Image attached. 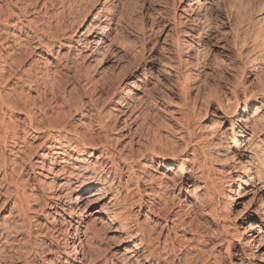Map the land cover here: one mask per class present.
Returning a JSON list of instances; mask_svg holds the SVG:
<instances>
[{"label": "bare ground", "instance_id": "1", "mask_svg": "<svg viewBox=\"0 0 264 264\" xmlns=\"http://www.w3.org/2000/svg\"><path fill=\"white\" fill-rule=\"evenodd\" d=\"M68 1L83 7L85 14L83 18L91 10L96 9L86 31L76 39L73 38L76 31L74 23L64 20L65 11L61 0H0V182L4 184V189L0 192L4 197L0 207L11 203L7 216L3 217L4 220L0 223V262H4L3 264L7 262V250L12 256L17 257L15 259L20 262L19 264H67V259L61 260L59 254H67L66 249L69 245L72 246L71 264H83V262L95 264V260L102 256V251L96 245L101 238L99 230L86 221L91 214L85 209L86 207H82L85 199L83 194L104 192L106 186L103 185L109 180L111 173L113 177L109 185H113V181L117 178L116 186L123 188V198L129 195V187L125 183L127 180L124 183L120 181L121 174L127 175L129 182L133 180L134 186L138 185L140 178L144 185L151 180L150 177V179H142V176L135 172L134 164H137L135 157L138 151L131 149L133 141L129 143L131 148L129 147L128 153L120 154L113 149V143L118 137L109 135L119 116L123 128L130 120V116L136 120L142 115L145 108L142 102L145 101H136L134 91L130 90L126 93L120 105L122 109L116 110L119 115L114 114L112 122L98 106L99 98H90L86 102H70L66 100L69 97L65 99L67 95L64 91L65 87L61 90L64 99L61 104L46 97L49 91L52 98H55L60 91L56 92L58 81L68 75L63 74V71L73 70L74 63H71L69 55L75 56L84 51L92 53L103 45L106 46L105 44L111 40L109 35L104 33L106 28L113 27L112 30H115L123 21L118 13L120 0ZM218 4V0H189L182 21L176 23L173 17V22L169 20L164 27L174 31L177 30V25H183L186 29L185 34L194 38L198 44L202 36L206 35L205 24L217 12ZM171 6L172 9H176L175 0H172ZM227 20L229 21L228 16ZM70 30H72L71 34ZM261 39L255 38L253 41L254 49H257L260 56L264 50V41ZM221 49L224 47L222 46ZM30 55H34V58L28 63L26 60ZM262 59L264 60V56ZM180 62L177 65L180 66ZM243 67L245 68L244 65ZM164 68V74L167 75H170L169 71L176 69L171 64ZM77 74L73 73L70 76L74 75L77 78ZM187 76L185 75L183 80L176 78L177 81L180 80V84L182 83L183 95ZM147 80L145 76L140 81ZM9 82H12L11 85L8 84ZM235 88L228 89L230 96L225 94L220 99L214 95L213 99L206 102L214 103L222 118H227L230 122L229 128L223 132L222 141L215 142L214 130L206 136L197 135V131V137L191 142L194 151L190 155L183 149L180 158H176L173 153L176 144L172 142L174 147H169L172 140H168L171 137L165 139L166 143L163 145L165 149L159 147V150L154 145H145L146 154L141 156L147 159L138 164L140 173L146 174L145 170L150 163H154L155 156L167 160L169 163L165 168L166 172L174 174L173 178L178 180L180 189L185 190L177 203H171L169 206L170 200L167 201L164 190L169 188V182L173 179L168 177L169 179L162 183L164 184L162 189H149L146 193L147 199L139 197L135 201H128L138 208L132 215L134 218L140 211L145 212L142 216L147 222L152 220L151 217L162 218V222L156 221L152 227L146 224V229H143L144 226L142 227L137 219L132 220V225H136L135 236H140L136 237L133 251L139 250L144 244L143 247L149 251L152 258H155L156 264H224V254L229 260L236 254L235 241L244 256L250 257L251 261L254 258L256 264H264V253L261 252V246H264L261 245L264 239V154L260 153L257 144L254 145L255 142L250 145L252 139L262 134L264 130V84L253 91H247L246 87H242L241 95ZM146 93L148 98L151 96L153 99L150 91ZM198 95L196 91L194 100H197ZM240 96L249 98L242 101L243 109L239 108ZM52 101L55 102L54 108L51 107ZM251 101L257 104L254 106V113L249 116L247 110L252 105ZM64 106L67 108L64 109ZM181 112L177 123L181 122L182 131H188L189 119L199 116V110L197 113L193 110ZM14 114L22 117L15 119ZM189 133L188 131V135ZM202 133L205 134L203 131ZM178 137L180 138L179 135ZM262 142L259 140L258 143ZM230 146H234L235 151ZM124 147L125 145L122 148ZM5 154L8 157H5ZM117 161L126 168L119 169ZM214 165L222 166V169L228 166L230 169L215 170L212 167ZM210 171L215 172L217 176L211 175ZM218 181L221 183V189L216 187ZM172 186H175L174 182ZM245 190L251 192L254 199L258 196L257 200H254L252 213L243 219L246 227L241 230L232 225H222L219 232L221 234L215 235L213 227L220 226L221 220L229 213L239 220L240 216L234 214L242 197L241 193ZM76 191L80 193L67 203V219L57 220L58 211L64 205L62 200L68 196V193ZM226 193L230 194L228 195L230 201L228 204L224 203L223 209L219 210L217 197ZM113 198H110V202ZM101 200L95 199L92 202H101ZM119 202L114 201L112 206L115 209L109 217L121 223L120 227L125 231L128 223L124 208L119 206ZM181 204L185 207L181 214L185 213L186 219L177 216L167 217L171 207H180ZM198 218L200 223L195 224ZM156 228L159 230L157 231ZM17 234L22 236L18 239L21 246H18V251L10 244V238ZM250 234H253L254 238L247 244L244 237ZM130 235L132 236V234L128 236ZM84 246L88 247L93 257L85 259ZM44 254L53 257L44 258ZM103 261L107 262V258H103Z\"/></svg>", "mask_w": 264, "mask_h": 264}, {"label": "rangeland", "instance_id": "2", "mask_svg": "<svg viewBox=\"0 0 264 264\" xmlns=\"http://www.w3.org/2000/svg\"><path fill=\"white\" fill-rule=\"evenodd\" d=\"M61 1L63 2L62 5L65 11L64 20L74 23V29H76V31L74 32L73 38L76 39L80 34L86 31V27L94 16L96 9L91 10L90 13L83 18L85 15L83 14V7L77 6L68 0ZM178 1L179 0H175L177 7L174 10L171 6L172 0H120L118 2V13L123 21L115 30H112L113 27H109L106 28L104 32L106 35H109L111 40L105 44L106 46L103 45L100 49L92 53L84 51L75 56L69 55L71 63H74V67L72 66L73 73L76 75L78 71L77 78L74 77V75L70 76L73 74L71 70L69 72L63 71V74L66 73L68 75L65 74L66 76H64L61 81H58L56 92L57 90L60 91L57 92L56 97L52 98L50 93H48L49 91L47 92V99L56 100L58 104H61L62 100H64L62 98L63 94H61V90H64V87V91H66L67 94L65 95V99L69 97L66 100L70 102H86L87 99L90 98H99V100H97L98 106H100L101 111L107 115V119L110 122L113 121L114 114L119 115V112L116 110L122 109L120 105L123 99H125V95L128 91L131 90L135 92L134 96L136 97V101H145L142 102L145 106V108H143V116L140 115L136 120H134V117H132L133 120H131L132 118L130 116V120L123 128V122L120 120L119 116L114 123V129L109 132V135L118 137V140L113 143V149L120 152V154L128 153L131 146V149H134L133 151H138V156L136 155L135 157L137 161V164H134V168L136 169L135 172L140 174L142 179L151 178L153 181L149 180L146 182L145 186L140 178L137 187L134 186L133 180L132 182L128 181L127 175L121 174L119 177L120 181L124 183V181L127 180L125 183L127 187H129V195L123 198L124 190L116 186L117 178L113 181V185H109L113 177V173H111L109 180L103 185L104 187L106 186L105 189H103L104 192H99L98 194H95V192L83 194V198L85 197V199L82 202V207H86L85 209L91 214L86 221L89 222L90 225H93L95 229L97 228V230H99L101 238L96 245L97 248L102 251V258L100 257L97 259L95 256L97 259L95 260V264H156L155 258H152L148 253L149 251L143 247L144 244L141 246L142 249L140 248L139 250L133 251L134 242L140 237L135 236L136 225H132V220L134 218L132 215L138 208L132 205L130 203L131 201H128H135L139 197L147 199L146 193L149 192L150 188L154 190L162 189L164 187L162 183L170 177L173 180L169 182V188L167 187V189L164 190L167 201H171L168 202L169 206H171V203H177L178 198L183 195L185 190L180 189V184L177 182L178 180L173 178L174 174L166 172L165 168L169 163L167 160L155 156L153 157L154 163H150L149 167L146 168V174L140 173L138 164L145 162L147 159L141 156L146 154L145 145H154L156 149L160 150V148H164L163 145L166 143V140H168V137H171L170 140H168H172L169 147L173 148V143L174 145L176 144L175 146L177 147H174V151L178 154H175V152L173 153L176 155V158H180L183 149L189 154L194 151V145L191 142L197 137V131V135L204 136L210 135L209 133L215 131L213 133L215 142L218 140L222 141L223 132L229 128L230 122L227 118H222V114L216 110V105L214 103L206 102L213 99L214 95L220 99H222L225 94L230 96L228 95V89H234L236 85L238 86H236L235 89L238 94L241 95L242 87H246L247 91H253L261 84H264V60L262 59L264 50L261 52L262 55L260 56L257 53V49H254L253 42L255 38H258V40L262 38L261 40L264 41V0H218V10L205 24V29H207L205 30L206 35L202 36L198 44H196L194 38L185 34V26L177 25V30L174 31L173 29L169 31V28L165 29L164 27V25L168 24L169 20L173 22V17H175L176 23L180 20L182 21L185 17L184 12H186L187 9L186 3L189 0H180L179 3ZM113 5H115V2H113ZM227 16L229 17V21H226ZM69 33L71 34L72 30H70ZM204 43H206V45ZM73 45L76 47V44L73 43ZM222 46L224 49H221ZM195 52H197V55ZM238 54L240 57H238ZM33 58L34 55H30L27 57L26 61L30 63ZM179 61H181L180 66L177 65ZM168 64L176 67L174 71H169L170 75L164 74L163 71L165 69L164 67ZM185 75H188L186 77L188 80L186 82L185 94L183 95V93H181L182 83L180 84L179 81L183 80ZM145 76L148 80L141 82L140 80ZM177 77L180 79L179 81L176 80ZM11 83L12 82H9L8 84L11 85ZM257 84L258 86H256ZM2 89L3 88H1V90ZM17 90H19V88H17ZM147 91H150V94L153 95V99L151 96L148 98ZM196 91H198L199 99L197 98V100H194ZM240 98L241 104L239 108L243 109L244 105L242 101L249 98L242 96H240ZM53 103L51 107L54 108L53 105H55V102ZM251 104V107L247 110V115L249 116L254 113V106L257 102L251 101ZM66 108L67 107L64 106V109ZM185 110L189 112L193 110L195 113L199 110V116H194L189 119V135L192 134L194 136H189L187 130L182 131L180 129L181 122L178 121L180 124L177 123L182 113L181 111ZM14 115L13 117L15 119L22 117L19 114ZM168 125L170 127H168ZM202 131L205 134H203ZM134 134L135 136H133ZM178 135L182 138L180 139ZM131 137L134 138L132 139ZM255 137L252 139L250 145H253L255 142L254 145L257 144L260 153L264 154V140H262L264 137V130L262 134L256 135ZM186 139L189 140L187 141ZM259 140L263 142L259 144ZM130 141H133L131 146H129ZM186 141L188 147H186ZM188 142H190V144ZM123 145H125L124 149L122 148ZM230 147L235 151L234 146ZM137 148L139 150H137ZM180 149L181 151L179 152ZM171 151H173V149ZM4 156L8 157L7 154ZM117 162L119 169L126 168L121 162ZM212 167L220 171H228L230 169L228 166L225 169H222V166L218 165ZM210 173L212 175L215 172L210 171ZM158 177H160V179H158ZM173 182L175 186H172ZM161 185L163 186L161 187ZM184 187L186 188V186ZM216 187L221 189L222 186L220 181H218ZM233 188L235 189L236 187ZM1 189H4V184L0 182V192L2 191ZM247 190L241 193L242 197L238 201V207L235 209L234 216L239 215V220L235 219V217L233 218L229 213L225 219L223 218V220H221L220 226H212L214 234L216 233L215 235L221 234L219 232L222 225H232L241 230L246 227L243 219L245 216L252 213L254 200L256 201L258 198V196L255 197V199L252 198L251 192H246ZM189 191L192 190L189 189ZM79 193V191L71 194L68 193V196H66L67 198L65 197V199L62 200L64 205L62 209L60 208L58 211L57 220L59 219L60 221L62 218L67 219V203L70 199H74ZM228 195L230 196L229 193H226L225 195L217 197L219 201L217 208L219 210L223 209L224 203L227 202L228 204L230 201L228 200ZM97 198L102 199L101 202H92L95 199L98 200ZM110 198H113L111 202ZM3 199L4 197L0 194V205ZM115 200L120 201L119 206L121 205L120 207L124 208L126 221L128 223V227L125 231L121 229V223L119 224V222L109 217L115 209V207L112 206ZM184 204H181L182 206L179 205L180 207H171V212H169L170 214L168 213L167 217L177 216V218L186 219L185 213L181 214V212L185 210V207H183ZM10 208L11 203L0 207V223L4 220L3 217L7 216ZM95 211L98 212L94 213ZM144 213V211H140L137 215L138 218H134L137 219L140 225L142 224V227L144 226L143 229L146 224L152 227L154 222H162V218L160 219L159 217H151L152 220L147 222L142 216ZM193 221H195V219ZM129 222H131V224ZM199 223L200 219L195 221V224ZM156 229L157 231L159 230L158 228ZM128 233L132 234V236H128ZM20 238H22L20 234L13 235L10 238V244L13 248H16L17 251L18 246H20V241H18ZM244 238L245 242L248 244L254 236L250 234ZM262 242H264V239L261 241V245H264ZM234 243L236 254H234L235 256H232L230 260L224 254V264H256L254 258L253 261H251L250 257L244 256L245 254L243 255V251L237 246L236 241ZM7 251V262H5V264H19L20 262L15 259L17 257L15 255L12 256L9 250ZM83 251L85 259H88L90 256L93 257L92 252L87 246H84ZM182 251L183 250H181V252ZM71 252L72 246L69 245L66 249L67 254H59L61 255L60 259L63 260L62 258H65L67 259V264H71ZM261 252L264 253V246H261ZM43 256L44 258L53 257L48 254H44ZM79 256L81 257V255ZM9 257H11V259H9ZM105 257L107 258V262L104 263L103 258ZM256 258L258 259V257H255V259ZM3 263L4 262H0V264ZM83 264H85V262H83ZM92 264H94V262Z\"/></svg>", "mask_w": 264, "mask_h": 264}]
</instances>
